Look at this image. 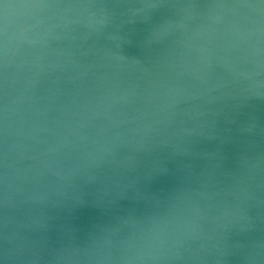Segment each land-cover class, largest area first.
<instances>
[{
	"label": "clouds",
	"instance_id": "clouds-1",
	"mask_svg": "<svg viewBox=\"0 0 264 264\" xmlns=\"http://www.w3.org/2000/svg\"><path fill=\"white\" fill-rule=\"evenodd\" d=\"M0 264H264V0H0Z\"/></svg>",
	"mask_w": 264,
	"mask_h": 264
},
{
	"label": "water",
	"instance_id": "water-1",
	"mask_svg": "<svg viewBox=\"0 0 264 264\" xmlns=\"http://www.w3.org/2000/svg\"><path fill=\"white\" fill-rule=\"evenodd\" d=\"M163 183H164V184H167V183H169V181L165 180ZM154 187H156V186H154ZM123 203H125V205L127 204V202H123ZM102 215H103V214H102L99 210H92V211L89 213V216H88L87 218H84V219L82 220V225H83L84 227H86L87 224L90 223L92 220L102 218Z\"/></svg>",
	"mask_w": 264,
	"mask_h": 264
}]
</instances>
